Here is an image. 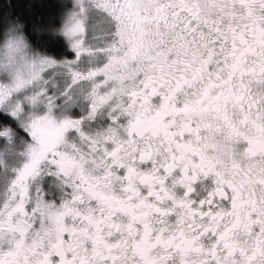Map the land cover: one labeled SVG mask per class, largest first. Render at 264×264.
Instances as JSON below:
<instances>
[{"label":"snow or ice","instance_id":"snow-or-ice-1","mask_svg":"<svg viewBox=\"0 0 264 264\" xmlns=\"http://www.w3.org/2000/svg\"><path fill=\"white\" fill-rule=\"evenodd\" d=\"M43 7L0 4L39 49L0 84V264H264V0Z\"/></svg>","mask_w":264,"mask_h":264},{"label":"clouds","instance_id":"clouds-1","mask_svg":"<svg viewBox=\"0 0 264 264\" xmlns=\"http://www.w3.org/2000/svg\"><path fill=\"white\" fill-rule=\"evenodd\" d=\"M38 51L25 31L23 20L9 17L0 21V74L19 69L24 75L31 58Z\"/></svg>","mask_w":264,"mask_h":264},{"label":"trees","instance_id":"trees-1","mask_svg":"<svg viewBox=\"0 0 264 264\" xmlns=\"http://www.w3.org/2000/svg\"><path fill=\"white\" fill-rule=\"evenodd\" d=\"M4 0H0V4H2ZM57 0H12L14 5H17L15 11L21 12L24 17L28 19H36L39 18L43 13H46L48 9L43 7L44 5H50L56 3ZM31 4L32 7L28 8L27 6ZM25 31L28 33L31 32L29 26L26 25ZM32 40H36L37 36L35 34L30 35Z\"/></svg>","mask_w":264,"mask_h":264},{"label":"rangeland","instance_id":"rangeland-1","mask_svg":"<svg viewBox=\"0 0 264 264\" xmlns=\"http://www.w3.org/2000/svg\"><path fill=\"white\" fill-rule=\"evenodd\" d=\"M17 76H23L19 69H16L8 74H0V84L7 83L16 78Z\"/></svg>","mask_w":264,"mask_h":264}]
</instances>
